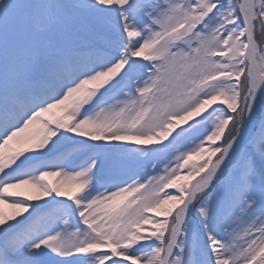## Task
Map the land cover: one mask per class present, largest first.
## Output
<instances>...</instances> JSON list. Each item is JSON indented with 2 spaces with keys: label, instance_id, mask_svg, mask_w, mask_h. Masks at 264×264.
Masks as SVG:
<instances>
[{
  "label": "snow or ice",
  "instance_id": "snow-or-ice-1",
  "mask_svg": "<svg viewBox=\"0 0 264 264\" xmlns=\"http://www.w3.org/2000/svg\"><path fill=\"white\" fill-rule=\"evenodd\" d=\"M0 264H264V0H0Z\"/></svg>",
  "mask_w": 264,
  "mask_h": 264
}]
</instances>
